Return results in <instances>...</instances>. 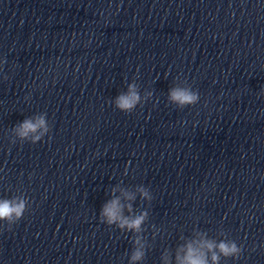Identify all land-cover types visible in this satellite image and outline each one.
<instances>
[{
	"label": "clouds",
	"instance_id": "1",
	"mask_svg": "<svg viewBox=\"0 0 264 264\" xmlns=\"http://www.w3.org/2000/svg\"><path fill=\"white\" fill-rule=\"evenodd\" d=\"M7 78V77H5ZM264 95V90L261 92ZM152 93H148L143 98V102L147 101ZM200 96L197 91L187 87H173L168 94V100L174 103L179 108L195 105L199 102ZM142 104V97L140 96L137 86L132 83L128 85V91L119 94L114 100V106L125 113H131L138 105ZM50 131L46 114L42 113L33 118L25 119L13 129L15 138L21 142L29 141L33 144L40 142ZM15 140H13V143ZM142 198L151 200L152 196L149 192L141 187L138 189ZM115 189H113V193ZM123 195L127 200L134 199V196L124 192ZM28 199L26 197H15L12 199L0 200V221H6L9 226L15 224L23 218L27 211ZM127 208L129 212L132 211L131 204L124 205L121 203L119 197L114 198L105 203L99 213L102 223L108 226L115 225L121 231H131L141 233L143 231L142 225L145 223L148 213L141 212L135 216H125L124 209ZM134 249L131 252L129 264H136L142 261L145 257V246L139 235L136 236ZM242 252V247L238 246L233 240H222L218 244L212 240L201 236L200 239L189 241L186 246H182L177 250L176 262L177 264H209L208 254L211 253L212 264H219L221 256L224 258H239ZM183 253V255L181 254ZM164 264H170V257L164 256Z\"/></svg>",
	"mask_w": 264,
	"mask_h": 264
}]
</instances>
